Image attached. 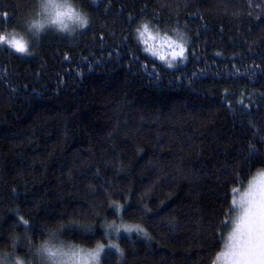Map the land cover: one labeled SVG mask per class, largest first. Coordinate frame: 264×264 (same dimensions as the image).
I'll return each instance as SVG.
<instances>
[{
    "label": "trees",
    "instance_id": "16d2710c",
    "mask_svg": "<svg viewBox=\"0 0 264 264\" xmlns=\"http://www.w3.org/2000/svg\"><path fill=\"white\" fill-rule=\"evenodd\" d=\"M79 3L92 22L74 38L0 47V248L18 236L27 255L25 220L88 244L127 224L151 239L119 236L103 264H210L233 189L264 170V0ZM34 8L0 0V29ZM145 20L186 25V59L142 50Z\"/></svg>",
    "mask_w": 264,
    "mask_h": 264
},
{
    "label": "clouds",
    "instance_id": "9594fccd",
    "mask_svg": "<svg viewBox=\"0 0 264 264\" xmlns=\"http://www.w3.org/2000/svg\"><path fill=\"white\" fill-rule=\"evenodd\" d=\"M91 22L90 14L79 0H35V8L23 20L22 27L0 29V47L21 57H30L35 52L34 44H38L47 33L72 39L89 28ZM142 37L155 42L142 50L154 59H159L166 67H175L177 62L186 59V56L180 55L181 48L186 49L190 43L186 25L175 24L162 29L145 20L135 32L138 44ZM24 228L28 232L24 238L27 255L17 250L19 237H10L9 247L0 248V264H103L107 249L113 250L120 258L124 255L119 242V229L115 230L113 237L97 239L88 244L65 238L64 228L50 225L43 228V235L36 239L32 238L30 222L24 223ZM224 247L225 241L218 253ZM216 257L214 254L210 264ZM227 260V257H222L223 264H227Z\"/></svg>",
    "mask_w": 264,
    "mask_h": 264
},
{
    "label": "snow or ice",
    "instance_id": "6c2138e0",
    "mask_svg": "<svg viewBox=\"0 0 264 264\" xmlns=\"http://www.w3.org/2000/svg\"><path fill=\"white\" fill-rule=\"evenodd\" d=\"M185 51L181 48V57L185 56ZM237 191L233 189L234 193ZM232 204L236 209V215L231 218L232 229L213 264H223L222 257L228 258L227 264H264V174L250 180ZM125 230L128 233L135 230L151 239L140 226H126Z\"/></svg>",
    "mask_w": 264,
    "mask_h": 264
},
{
    "label": "rangeland",
    "instance_id": "374dc122",
    "mask_svg": "<svg viewBox=\"0 0 264 264\" xmlns=\"http://www.w3.org/2000/svg\"><path fill=\"white\" fill-rule=\"evenodd\" d=\"M151 34V33H150ZM140 43H141V45L143 46V48H147V47H149L150 45H154V41H150V40H148L146 37H142L141 38V41H140ZM185 55H186V51H185ZM151 56V55H150ZM152 57V56H151ZM156 60H158V61H160L159 59H156ZM180 62V61H179ZM178 63V62H177ZM261 174H264V170H262V171H259V172H257L250 180H252L253 178H256V177H258V176H260ZM249 180V181H250ZM249 183V182H248ZM248 183L241 189V188H239V189H237L238 191L237 192H235V197L234 198H239V194L241 193V192H243L246 188H247V186H248ZM234 208V207H233ZM236 215V209L234 208V213H233V217ZM126 226L127 227H133V228H135V226L134 225H127V224H124V225H119V226H113V225H111V227H109V226H107L106 227V237L107 238H109V237H113L114 236V234H115V230L116 229H119V236H123V235H132V234H134V232L135 233H138L137 231H132L131 233H128L126 230H125V228H126ZM231 229H232V226H231V228H230V230H229V232H228V234H227V236L229 235V233L231 232ZM138 234H140V233H138ZM227 236H225L226 238H227ZM226 238H225V240H226ZM109 250V249H108Z\"/></svg>",
    "mask_w": 264,
    "mask_h": 264
}]
</instances>
